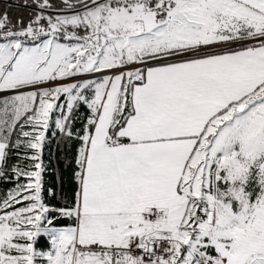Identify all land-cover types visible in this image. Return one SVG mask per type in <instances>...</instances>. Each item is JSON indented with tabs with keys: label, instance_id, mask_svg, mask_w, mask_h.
Wrapping results in <instances>:
<instances>
[{
	"label": "snow or ice",
	"instance_id": "snow-or-ice-1",
	"mask_svg": "<svg viewBox=\"0 0 264 264\" xmlns=\"http://www.w3.org/2000/svg\"><path fill=\"white\" fill-rule=\"evenodd\" d=\"M0 264H264V0L0 10Z\"/></svg>",
	"mask_w": 264,
	"mask_h": 264
},
{
	"label": "trees",
	"instance_id": "trees-1",
	"mask_svg": "<svg viewBox=\"0 0 264 264\" xmlns=\"http://www.w3.org/2000/svg\"><path fill=\"white\" fill-rule=\"evenodd\" d=\"M7 1H16L17 3H19V0H7ZM7 5H10L9 3H4V2H0V10H4L6 8ZM11 14L12 15H27V11L23 8H12L11 9Z\"/></svg>",
	"mask_w": 264,
	"mask_h": 264
},
{
	"label": "rangeland",
	"instance_id": "rangeland-1",
	"mask_svg": "<svg viewBox=\"0 0 264 264\" xmlns=\"http://www.w3.org/2000/svg\"><path fill=\"white\" fill-rule=\"evenodd\" d=\"M9 2V4H15V3H17L16 1H8Z\"/></svg>",
	"mask_w": 264,
	"mask_h": 264
},
{
	"label": "crops",
	"instance_id": "crops-1",
	"mask_svg": "<svg viewBox=\"0 0 264 264\" xmlns=\"http://www.w3.org/2000/svg\"><path fill=\"white\" fill-rule=\"evenodd\" d=\"M0 2L9 3L7 0H0Z\"/></svg>",
	"mask_w": 264,
	"mask_h": 264
}]
</instances>
